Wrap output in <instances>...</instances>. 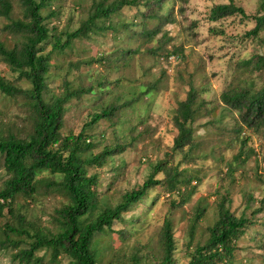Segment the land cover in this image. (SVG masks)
<instances>
[{
    "label": "rangeland",
    "instance_id": "rangeland-1",
    "mask_svg": "<svg viewBox=\"0 0 264 264\" xmlns=\"http://www.w3.org/2000/svg\"><path fill=\"white\" fill-rule=\"evenodd\" d=\"M228 1L161 0L148 10L123 8L118 12L119 17H113L119 26L132 16L145 17V12L155 13L144 18L145 31L162 22L160 32L151 38L139 35L137 27L133 28L136 33L131 37L125 31L119 33L127 46L137 49L124 64L121 60L98 61L115 44L110 29L75 39L65 53L50 52L47 89L43 94L46 101L51 94L61 93L64 86L74 89L95 84L98 75L112 78V82L120 80L100 101L90 93L70 98L64 104L59 129L62 135H76L83 125H89L85 128L94 146L82 149L83 158L99 153L106 145L117 143L124 147L121 152L107 157L102 165L85 164L86 174L96 178L94 188L99 209L115 205L122 193L142 184L157 161L182 169L187 177L179 192L169 193L163 184L151 187L141 202L132 205L114 222L113 231L96 234L93 242L96 264H157L161 253V226L166 217L172 221L175 264H187L193 247L207 239L208 226L218 218L216 204L222 196L229 199L227 206L234 215L243 214L251 221L235 240L233 256L225 264H264V204L261 203L264 126L257 132L237 129L240 128L237 111L221 99L227 87L242 84L245 79H252L256 87L263 83L264 68L250 72L242 64L246 59L264 55V30L257 37L246 35L254 26L251 17L259 11V0H233L244 8L247 17L235 14L218 21L208 19L214 4ZM92 2L53 0L51 9L57 14L46 23L57 31L74 30L91 12ZM11 3V15L19 17L20 4L17 0ZM48 11L43 10V14ZM7 22L6 17L0 16V39L11 46L9 34L2 29ZM45 50H50V45ZM0 76L18 88L30 87L25 77L1 60ZM191 84L200 102L192 124L195 142L191 149L175 150L172 146L177 128L173 117L178 102L185 98ZM142 89L151 92L141 94L130 106L122 107L115 118H101L90 125L91 116L102 104L113 101L116 95L129 96L134 91L137 95ZM31 109L24 95L0 92V132L25 136L32 127ZM243 139H246L245 144ZM239 152L244 155L236 160ZM164 176L163 170L155 173L156 178ZM7 177L0 154V189ZM38 177L44 181L60 180L48 170L41 171ZM42 183L32 198L23 195L14 198V213L23 214L34 228L55 230L53 216L68 200L57 185L45 187ZM261 205L259 212H252ZM197 207L204 210L192 227ZM5 223L15 226V219L6 209L0 216V238ZM24 241L19 243L20 247L25 246ZM7 244L0 245V264H20L12 262L11 253L15 248ZM36 254L42 255V264L69 261L68 256H61L53 262L44 250Z\"/></svg>",
    "mask_w": 264,
    "mask_h": 264
},
{
    "label": "trees",
    "instance_id": "trees-1",
    "mask_svg": "<svg viewBox=\"0 0 264 264\" xmlns=\"http://www.w3.org/2000/svg\"><path fill=\"white\" fill-rule=\"evenodd\" d=\"M20 4L21 15H11V0H0V16L8 19L2 27L12 41L11 46L0 39V60L5 62L10 69L18 71V74L30 82L26 90L14 86L10 81L0 76V92L6 95L22 94L29 99L32 112V127L25 136H17L12 132L3 134L0 132V154L3 166L8 174L0 189V216L3 210L15 219V226L5 223L2 230L3 237L0 245L10 243L15 250L11 253L12 262L20 264H42V255H37L39 250L47 251L49 258L54 262L61 256H68L67 264H96V248L93 247L96 234L113 231V224L122 218V214L136 203H139L147 195L148 190L163 184L169 193L179 192L180 186L186 184L187 177L175 166L163 165V161H157L152 171L147 175L142 184L137 188L126 190L120 200L111 206L102 209L97 205V191L94 188L96 178L87 175L85 164L102 165L110 155L121 152L124 147L121 144L106 145L96 154L83 158L82 149H90L94 145L91 142V134L86 132V126H82L76 134L62 135L60 127L64 104L72 97H79L84 93H90L97 101L120 83L117 78L98 75L95 84L86 87L71 89L64 86L61 93L51 94L49 100L44 99L47 89V75L50 68V52L58 51L65 53L70 49L75 39L89 37L97 30L110 29L114 45L111 51L102 60H121L127 63L137 49L127 46L124 39H120L119 33L125 31L129 37L134 32V27L139 28L138 34L151 38L159 33L162 22H158L150 30L144 28V18L155 15L153 12H145L143 16H132L128 21H114L113 17H119L118 12L125 7L151 8L152 4H160L161 0H93L92 10L87 18L80 22L79 26L71 31H57L46 23L56 16L57 12L51 9L53 0H17ZM48 9L46 14L43 10ZM239 14L247 17L243 7L238 6L233 0L214 4L208 15L211 21ZM254 26L246 32L247 36L257 37L264 30V0H259V11L252 15ZM50 45V50H45ZM121 64V65H122ZM243 67L250 72L264 68V55L246 59ZM242 84L230 85L221 94V99L229 108L235 109L238 114L240 128L251 129L255 132L264 126V80L256 87L252 79L243 80ZM114 83V84H113ZM150 90H139L126 96L116 95L113 101L102 104L98 111H94L89 123H95L101 118L111 120L118 116L122 107L130 106L141 94ZM122 99V100H121ZM117 100H121L117 102ZM197 90L192 84L183 100L177 104L173 123L177 128L173 146L175 150L191 149L194 139L193 122L199 108ZM88 123V124H89ZM86 124V123H85ZM240 132V131H239ZM246 143V139L242 140ZM192 145V146H191ZM188 148L186 149L188 152ZM190 155V153H186ZM244 153H237L239 160ZM48 170L57 174L58 181H44L38 174ZM163 170V179L156 178L155 173ZM44 182V183H42ZM41 183L45 187L57 185L65 195V202L55 215V230L36 227L27 222L21 213H14L12 201L17 195L32 198L38 192ZM229 199L222 196L218 201V218L208 226V236L203 243H197L191 252L187 264H225L234 253L235 240L243 233L245 227L251 224L248 217L241 214L234 215L227 204ZM264 204V196L261 198ZM262 208H256L253 213ZM204 207H197L193 225L202 216ZM16 236V237H14ZM27 238L26 242L24 241ZM25 246L20 247V242ZM161 253L157 264H175L173 252L175 241L172 221L166 217L161 226ZM8 245V244H7Z\"/></svg>",
    "mask_w": 264,
    "mask_h": 264
}]
</instances>
